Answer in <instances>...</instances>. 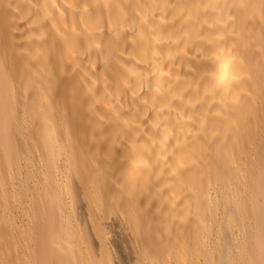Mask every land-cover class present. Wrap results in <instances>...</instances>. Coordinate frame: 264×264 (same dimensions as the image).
Returning a JSON list of instances; mask_svg holds the SVG:
<instances>
[{
    "label": "bare ground",
    "instance_id": "bare-ground-1",
    "mask_svg": "<svg viewBox=\"0 0 264 264\" xmlns=\"http://www.w3.org/2000/svg\"><path fill=\"white\" fill-rule=\"evenodd\" d=\"M260 1L0 0V264H264Z\"/></svg>",
    "mask_w": 264,
    "mask_h": 264
},
{
    "label": "rangeland",
    "instance_id": "rangeland-1",
    "mask_svg": "<svg viewBox=\"0 0 264 264\" xmlns=\"http://www.w3.org/2000/svg\"><path fill=\"white\" fill-rule=\"evenodd\" d=\"M261 1H262V2H261ZM261 1H260V2L262 3L263 9H264V5H263V4H264V2H263L264 0H261ZM261 3H260V4H261ZM263 15H264V14H263ZM252 113H253V112H252ZM254 115L257 117V114H256V113H255V114L253 113V116H254ZM255 116H254V119L256 120V117H255ZM251 118H252V117H251ZM257 118L259 119V118H261V117L258 116ZM261 119H262V118H261ZM253 121H254V120H253Z\"/></svg>",
    "mask_w": 264,
    "mask_h": 264
}]
</instances>
